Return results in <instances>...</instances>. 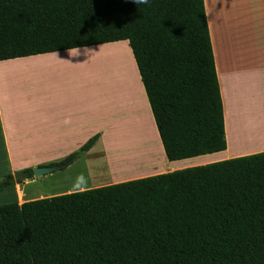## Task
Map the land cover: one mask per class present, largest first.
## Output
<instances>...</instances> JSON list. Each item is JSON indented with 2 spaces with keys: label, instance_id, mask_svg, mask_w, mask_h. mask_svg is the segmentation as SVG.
<instances>
[{
  "label": "trees",
  "instance_id": "1",
  "mask_svg": "<svg viewBox=\"0 0 264 264\" xmlns=\"http://www.w3.org/2000/svg\"><path fill=\"white\" fill-rule=\"evenodd\" d=\"M119 41L168 160L225 151L205 0H0V61ZM97 140L48 166L66 169ZM14 186L8 175L0 193ZM0 264H264V152L0 205Z\"/></svg>",
  "mask_w": 264,
  "mask_h": 264
},
{
  "label": "crops",
  "instance_id": "2",
  "mask_svg": "<svg viewBox=\"0 0 264 264\" xmlns=\"http://www.w3.org/2000/svg\"><path fill=\"white\" fill-rule=\"evenodd\" d=\"M205 9L224 103L227 149L169 161L135 59L128 60L144 93V100L140 95L136 101L131 100L129 86L122 79L111 82L112 87H119L118 98L113 99L111 91L104 101L106 69L90 59L69 58L65 50L3 60L0 180L15 177L14 188L6 191L15 193L14 202L22 204L264 152V0H205ZM113 44L131 49L128 41L90 48ZM94 137L98 140L88 152L66 169L47 175L49 183L53 180L63 186L61 191L50 196L25 194V186L44 176L22 184L17 174L58 163ZM158 146L162 157L154 161ZM122 152L126 155L122 159L141 152L149 161L135 169L136 175L115 173Z\"/></svg>",
  "mask_w": 264,
  "mask_h": 264
},
{
  "label": "rangeland",
  "instance_id": "3",
  "mask_svg": "<svg viewBox=\"0 0 264 264\" xmlns=\"http://www.w3.org/2000/svg\"><path fill=\"white\" fill-rule=\"evenodd\" d=\"M94 50L95 52L88 59H90L91 61L100 62V64L107 71V74L103 76L104 92H105L104 101L107 100L110 93H112L111 91H113V94H115V95L111 94L112 96H114L113 99H116V97L118 98V96H116V93L118 92L119 87L111 86L112 85L111 82L113 80H114L113 82H116V80L118 79H122L120 81H123V83L126 82L127 86H129L127 88L129 89L131 100L136 101L137 96L140 99V95H141V98L144 100V93H143V90H141V87L138 83L133 64L129 62L128 60V59H134L131 49L125 44H121V45L113 44V45H108L104 47H99ZM120 146L121 145H119V147ZM124 156L126 155L124 152H122V154L120 155L118 159L116 166L114 167L115 173L123 172V173H130V175L135 173L136 175L137 172H135V169H137L138 167L142 165H145L149 161L148 156L141 152L134 153L132 155L129 154L130 157H127V159H122L124 158ZM157 157L159 158L162 157L159 146L157 148V151H155V155L153 157L154 161L157 160ZM47 175H44V177L46 176V178H44L43 176H39V177L34 176V178L39 179L43 177V179L37 180V182L32 183L28 186H25V190H24L25 194L29 197H38L40 195L44 196L45 194L46 196H50V194H53L57 191H61L63 186L59 187L53 180L49 183ZM17 176L19 180L18 182L24 184L26 181L25 176L21 173L17 174ZM6 177H4V179ZM14 180H15V177H14ZM14 196H15L14 192L5 191L4 195L0 196V205L13 203Z\"/></svg>",
  "mask_w": 264,
  "mask_h": 264
},
{
  "label": "clouds",
  "instance_id": "4",
  "mask_svg": "<svg viewBox=\"0 0 264 264\" xmlns=\"http://www.w3.org/2000/svg\"><path fill=\"white\" fill-rule=\"evenodd\" d=\"M126 2L134 4L138 10L140 6H150L152 0H126ZM65 52L69 58L82 57L83 60H86L95 52V50L90 48L87 44L81 43L79 45L66 48ZM53 55H58V53H53Z\"/></svg>",
  "mask_w": 264,
  "mask_h": 264
},
{
  "label": "water",
  "instance_id": "5",
  "mask_svg": "<svg viewBox=\"0 0 264 264\" xmlns=\"http://www.w3.org/2000/svg\"><path fill=\"white\" fill-rule=\"evenodd\" d=\"M55 169H57L56 167H37V168H34L33 169V172H34V176L35 177H39V176H44V175H47L51 172H53ZM16 181H18L16 179Z\"/></svg>",
  "mask_w": 264,
  "mask_h": 264
},
{
  "label": "bare ground",
  "instance_id": "6",
  "mask_svg": "<svg viewBox=\"0 0 264 264\" xmlns=\"http://www.w3.org/2000/svg\"><path fill=\"white\" fill-rule=\"evenodd\" d=\"M132 155V154H131ZM130 157V156H129ZM128 166V165H127Z\"/></svg>",
  "mask_w": 264,
  "mask_h": 264
}]
</instances>
